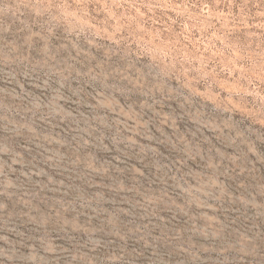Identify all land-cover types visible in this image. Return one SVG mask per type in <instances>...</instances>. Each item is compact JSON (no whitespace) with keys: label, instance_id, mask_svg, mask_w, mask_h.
I'll list each match as a JSON object with an SVG mask.
<instances>
[{"label":"rangeland","instance_id":"1","mask_svg":"<svg viewBox=\"0 0 264 264\" xmlns=\"http://www.w3.org/2000/svg\"><path fill=\"white\" fill-rule=\"evenodd\" d=\"M0 264H264V0H0Z\"/></svg>","mask_w":264,"mask_h":264}]
</instances>
